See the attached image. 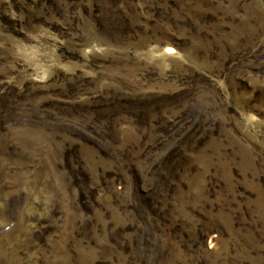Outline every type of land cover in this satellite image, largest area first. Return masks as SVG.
Returning a JSON list of instances; mask_svg holds the SVG:
<instances>
[{"label":"rangeland","instance_id":"1","mask_svg":"<svg viewBox=\"0 0 264 264\" xmlns=\"http://www.w3.org/2000/svg\"><path fill=\"white\" fill-rule=\"evenodd\" d=\"M0 264H264V0H0Z\"/></svg>","mask_w":264,"mask_h":264}]
</instances>
